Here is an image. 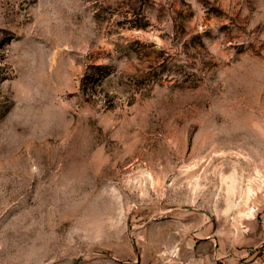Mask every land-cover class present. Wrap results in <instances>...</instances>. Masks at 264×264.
<instances>
[{
	"label": "rangeland",
	"instance_id": "374dc122",
	"mask_svg": "<svg viewBox=\"0 0 264 264\" xmlns=\"http://www.w3.org/2000/svg\"><path fill=\"white\" fill-rule=\"evenodd\" d=\"M0 264H264V0H0Z\"/></svg>",
	"mask_w": 264,
	"mask_h": 264
}]
</instances>
